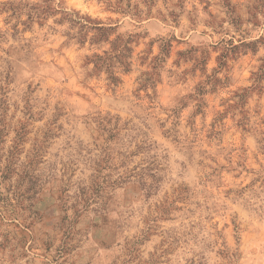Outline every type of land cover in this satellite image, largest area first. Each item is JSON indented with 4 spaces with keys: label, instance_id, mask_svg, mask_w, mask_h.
<instances>
[{
    "label": "rangeland",
    "instance_id": "1",
    "mask_svg": "<svg viewBox=\"0 0 264 264\" xmlns=\"http://www.w3.org/2000/svg\"><path fill=\"white\" fill-rule=\"evenodd\" d=\"M0 264H264V0H0Z\"/></svg>",
    "mask_w": 264,
    "mask_h": 264
}]
</instances>
